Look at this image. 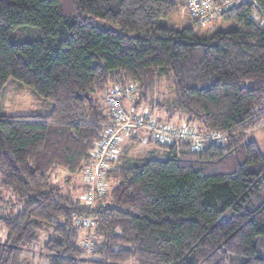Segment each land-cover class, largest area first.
Returning <instances> with one entry per match:
<instances>
[{
	"label": "trees",
	"instance_id": "trees-1",
	"mask_svg": "<svg viewBox=\"0 0 264 264\" xmlns=\"http://www.w3.org/2000/svg\"><path fill=\"white\" fill-rule=\"evenodd\" d=\"M181 8L183 0H0V105L24 86L50 108L0 113V195L19 208L0 213V264H27L42 225L51 228L45 264H264V155L247 140L263 119L264 29L247 5L207 32L193 18L179 26ZM163 79L173 96L164 123L224 133V143L194 152L149 140L158 157L111 161L92 206L83 185L72 187L81 200L51 184L57 170L81 174L102 140L110 115L99 95L136 84L135 106L154 116Z\"/></svg>",
	"mask_w": 264,
	"mask_h": 264
},
{
	"label": "built area",
	"instance_id": "built-area-1",
	"mask_svg": "<svg viewBox=\"0 0 264 264\" xmlns=\"http://www.w3.org/2000/svg\"><path fill=\"white\" fill-rule=\"evenodd\" d=\"M184 9L189 18L206 25L217 19L222 13L238 5L252 7V20L264 29V0H183ZM136 84L129 83L122 87H112L105 94V104L110 121L105 124L102 140L96 145L89 163L81 172L84 188L83 202L92 206L98 197L105 193V173L111 161L116 158V151L124 136L141 137L144 143L154 141L163 145L187 142L194 152L200 151L208 143L222 144L226 141L224 133L202 135L190 128H175L166 123H159L147 111H138L132 105L137 97ZM126 103L131 108L126 107ZM258 115L264 117V103Z\"/></svg>",
	"mask_w": 264,
	"mask_h": 264
},
{
	"label": "rangeland",
	"instance_id": "rangeland-1",
	"mask_svg": "<svg viewBox=\"0 0 264 264\" xmlns=\"http://www.w3.org/2000/svg\"><path fill=\"white\" fill-rule=\"evenodd\" d=\"M187 18L189 19L188 15L184 13L182 8L179 10V12L177 11L175 13V16L173 17V19L177 20V24L179 26L186 25ZM217 19H214L211 22H209L206 25V27L203 28L201 31L203 32L212 31L218 26H224V24L222 25V23L218 21ZM98 100H100L99 102L103 104L105 101V96L99 95ZM154 100L155 102L159 103L162 106V110L154 109L153 112H155V115L152 117L156 121L160 120L161 122L163 121L165 122V120L167 119L166 112L171 110L172 102H173L172 88H171L170 83L166 79H163L160 82L157 89L155 90ZM132 105L136 108V110L138 111L145 110L149 114V111L147 109L148 105L141 103L139 104V106H135V102ZM46 108L47 106H46L45 101L41 99H35L30 89H27L24 86H16L15 88L10 89L7 96L3 98L1 105H0V113L3 115H8V114L24 115V114L37 113L41 109H46ZM127 108H131V106L129 107L128 105ZM45 111H46L45 113L49 112L50 108L48 107ZM173 124H175V122H173ZM124 137H128V136H124ZM251 138L252 137H250V133H248L247 140H251ZM134 140H135V143L130 145L131 149L125 152L124 156L121 158L122 160L131 161V160L142 159V158L158 157L159 153L157 152V149L153 147V145H151L152 151L148 155V152H149L148 146H145V143L141 140V137H137ZM116 161L119 163L118 160ZM66 175L71 177L70 179L71 181L68 183L65 181ZM50 181H51V184L56 185L62 191L64 190L70 191L72 192L73 196L75 197L77 196L79 199L82 198L81 197L82 194H79L77 190L72 189V187H75V186H76V189H79V187L82 185L81 174H70L69 172L64 171V170H57L55 171L53 175L50 176ZM0 184H1V178H0ZM116 184L117 182L115 180L110 179L107 185L108 191H110ZM0 193H2L1 188H0ZM0 198H2L0 199V213H3V214L14 213L15 214L19 212V208L18 206L15 205L14 198L10 194L0 195ZM41 227H43L44 230L39 233L37 237V243L34 245L32 250H30L29 252L30 257L26 259L27 264H45L44 259L45 258L48 259L46 253L44 252V245L46 244L47 240L50 237L51 228L48 226H44V225H42ZM89 256L90 255L88 254L87 257ZM128 264H134V263L130 262Z\"/></svg>",
	"mask_w": 264,
	"mask_h": 264
},
{
	"label": "crops",
	"instance_id": "crops-1",
	"mask_svg": "<svg viewBox=\"0 0 264 264\" xmlns=\"http://www.w3.org/2000/svg\"><path fill=\"white\" fill-rule=\"evenodd\" d=\"M104 103H105V101H104ZM127 106H128V104L126 103V107ZM173 122H175V124H177V125L180 123V122H177L176 119H174L171 122V124ZM162 123H164V121ZM248 133H250V137H252L251 140H249V141L254 142L257 145L260 152L264 155V118L259 121L257 126H255L253 129L249 130L247 132V134ZM134 143H135V140L130 139L128 137H124L122 139V142L120 143V145L116 151V158L112 162L113 163L112 167L118 164V162L116 160L121 159L124 156L125 152H127L131 149L130 145L134 144ZM145 146H148V149H149L148 155H149V153L152 151L151 144H146Z\"/></svg>",
	"mask_w": 264,
	"mask_h": 264
}]
</instances>
